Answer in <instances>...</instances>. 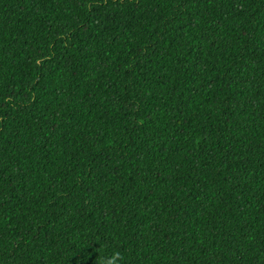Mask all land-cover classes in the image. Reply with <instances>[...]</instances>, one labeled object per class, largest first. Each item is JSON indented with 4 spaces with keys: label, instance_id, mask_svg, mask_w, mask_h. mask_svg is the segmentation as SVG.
Wrapping results in <instances>:
<instances>
[{
    "label": "trees",
    "instance_id": "obj_1",
    "mask_svg": "<svg viewBox=\"0 0 264 264\" xmlns=\"http://www.w3.org/2000/svg\"><path fill=\"white\" fill-rule=\"evenodd\" d=\"M264 264V0H0V264Z\"/></svg>",
    "mask_w": 264,
    "mask_h": 264
},
{
    "label": "clouds",
    "instance_id": "obj_2",
    "mask_svg": "<svg viewBox=\"0 0 264 264\" xmlns=\"http://www.w3.org/2000/svg\"><path fill=\"white\" fill-rule=\"evenodd\" d=\"M120 259V254L114 253L111 257L106 258L102 264H118V261Z\"/></svg>",
    "mask_w": 264,
    "mask_h": 264
}]
</instances>
